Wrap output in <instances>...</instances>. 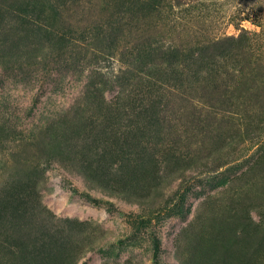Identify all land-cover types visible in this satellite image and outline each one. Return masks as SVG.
<instances>
[{"label":"rangeland","instance_id":"rangeland-1","mask_svg":"<svg viewBox=\"0 0 264 264\" xmlns=\"http://www.w3.org/2000/svg\"><path fill=\"white\" fill-rule=\"evenodd\" d=\"M186 1L195 6L183 17L192 19L196 40L237 37L243 29L263 47L264 0ZM80 2L62 7L64 24L53 35L0 11V193L26 175V226L54 240L61 264H264V131L243 142L219 104L202 108L179 97L165 135L151 143L157 172L141 169L148 154L140 148L149 143L127 133L134 119L109 125L88 103L90 92L100 89L96 102L144 92V81H133L146 70L136 60V39L196 45L171 17L117 19L110 0ZM115 21L121 46L110 37L119 28L97 27ZM152 59L155 65L163 56ZM57 143L70 151L48 158ZM96 146L122 152L102 173L91 160ZM129 151L144 154L136 170L125 159Z\"/></svg>","mask_w":264,"mask_h":264},{"label":"trees","instance_id":"trees-1","mask_svg":"<svg viewBox=\"0 0 264 264\" xmlns=\"http://www.w3.org/2000/svg\"><path fill=\"white\" fill-rule=\"evenodd\" d=\"M68 1L77 6L81 4V0H0V11L8 10L16 14L22 23L43 26L41 29L50 35L60 34L57 25L59 28L64 24L62 7L65 8ZM110 2L116 10L111 18L118 19L119 15H123L146 21L153 16L171 17L177 26L174 27L180 29L181 34L188 33L187 41H192L196 45L190 48V44L183 45L181 42L176 44L164 37L158 39L157 36L153 39L146 37L136 39L132 42L136 50V60L140 63L144 61L146 70L141 74H133V81H144L146 84L144 92L125 95L120 91L113 102L104 99L101 101L97 99L96 102L94 97L100 93L98 88L90 92L88 103L99 111L102 110L109 125H119L120 120L128 121L131 117L134 119L126 128L127 133L130 135L137 133L139 139L149 143L148 147L140 148L144 154L145 152L148 154L144 161L146 166L141 169H147L148 173L157 172L159 167L155 153H151L154 150L151 143H158L160 136L165 135L167 113L179 97L190 96L196 105L210 109L216 108L212 106V102L214 105L219 104L221 116L227 118V122L235 126L237 132L242 133L243 142L252 140L253 131H264V74H261L264 73L262 64L264 45L260 46L258 34L241 29L237 37L206 35L199 36L196 40V34L193 35L190 28L192 19L186 20L183 17L195 6L186 0H110ZM116 23V21L98 23L97 27L119 28ZM120 29L122 28L117 32H111L113 46L123 37ZM105 38L106 36H103L101 39ZM119 45L121 46L120 42ZM156 53L163 56V59L154 65L152 57ZM128 108L130 110L134 108L131 114L126 112ZM127 125L129 124H126V127ZM135 141L132 140V143ZM30 146L26 147L28 151L34 149ZM96 148L97 146L89 150L92 154L91 160L96 164L95 170L97 169L99 173L103 172L101 170L106 166L104 163L111 156L114 158L111 159L112 162H116L122 153L120 148L119 151L113 149L117 146H108L110 149L104 153L103 151L98 153ZM50 150L48 158L51 157L53 150L63 155L70 151L64 148L62 143L53 145V149L50 146ZM261 151L263 155L261 154L259 163L264 158L263 148ZM115 153L117 155L114 156ZM135 156L136 153L133 151L125 153V159L132 163L134 170L139 167L143 157ZM24 166L27 167V163ZM34 169L38 171L36 167ZM120 169L125 172V164L121 163ZM17 171L21 173L18 169ZM19 176L21 179L11 180L0 193V264H61L62 253L60 249H55L54 240L50 239L48 234L41 237L33 236L34 231L26 226L29 211L23 207L32 197L29 194L30 185L25 181L26 175Z\"/></svg>","mask_w":264,"mask_h":264}]
</instances>
